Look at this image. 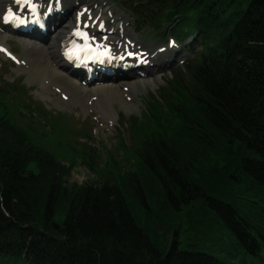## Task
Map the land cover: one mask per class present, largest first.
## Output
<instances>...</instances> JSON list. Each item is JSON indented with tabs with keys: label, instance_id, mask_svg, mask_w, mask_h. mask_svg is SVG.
<instances>
[{
	"label": "trees",
	"instance_id": "1",
	"mask_svg": "<svg viewBox=\"0 0 264 264\" xmlns=\"http://www.w3.org/2000/svg\"><path fill=\"white\" fill-rule=\"evenodd\" d=\"M121 2L141 28H167L183 42L193 37L196 56L184 67L189 82L175 80L161 105L178 127L171 136H145L143 181L133 194L122 182L66 186L70 169L0 112V259L264 264V0ZM157 105L149 124L162 113ZM227 153L240 156L225 193L203 201L204 222L195 229L201 242L158 249L133 216L144 203L139 192L156 206L172 202L177 212L199 199L211 164Z\"/></svg>",
	"mask_w": 264,
	"mask_h": 264
},
{
	"label": "rangeland",
	"instance_id": "2",
	"mask_svg": "<svg viewBox=\"0 0 264 264\" xmlns=\"http://www.w3.org/2000/svg\"><path fill=\"white\" fill-rule=\"evenodd\" d=\"M66 1L72 4L77 1L79 6L96 3L105 7L106 11L113 9L141 49L149 50L152 54L162 52L158 56V63H162L161 71L149 78L154 79V84L145 83L144 88L134 96L135 107L130 110L122 108L114 99L98 105L106 108L108 103L111 104L112 114L116 115L110 125H104L92 110H87L80 104L57 103L55 96L59 98L60 95L54 89H50L51 93L43 92L40 81L33 80L29 72L23 70L18 63V57L24 50V46L18 41L19 37L6 34V49L0 47V112L13 119L36 145L70 169L66 186L105 182L118 187L122 182L125 184L122 189L134 194L136 184L143 181L139 154L141 148H145V136L148 132H156L157 139L160 137L158 134L171 136L178 127L174 113L161 105H166L168 93L173 94L172 83L175 80L181 81L182 85L189 82L184 67L192 63L196 56L191 53L188 45L193 37L181 43L178 39L177 44L171 40L170 30L167 28L158 32L149 26L139 27L121 0ZM109 21L112 22L111 19ZM112 26L109 23L108 27ZM136 74L131 72L129 75L128 72L116 80L132 79ZM59 99L65 100L64 97ZM156 105L160 106L162 113H157V120L151 116L153 122L149 124L151 111L154 110L152 106ZM239 156L240 154L227 153L216 159L205 174L199 199L190 206H181L177 212L172 210L175 207L170 206L172 202L170 205L164 203L156 206L139 192L138 200L141 199L144 203L142 206H134L133 216L158 249L166 252L173 241L180 249H186L190 242H201L195 229L197 224L204 222L202 216L206 205L203 201L210 196L225 193L227 174ZM151 165L154 166L152 162ZM0 264L23 263L0 259Z\"/></svg>",
	"mask_w": 264,
	"mask_h": 264
},
{
	"label": "bare ground",
	"instance_id": "3",
	"mask_svg": "<svg viewBox=\"0 0 264 264\" xmlns=\"http://www.w3.org/2000/svg\"><path fill=\"white\" fill-rule=\"evenodd\" d=\"M41 1L35 0L37 4H42ZM12 9L13 0L0 1L1 15L11 12ZM56 9L58 13L55 12ZM108 10L106 11L105 7L96 3L89 6H76L75 3L64 0L59 6L52 4L53 15L46 19V34H42L36 28L26 33L14 32V35L19 37L18 41L24 46L22 55L18 57V63L23 70L29 72L33 80L40 81L42 91L51 93L50 89H54L60 97L65 98L61 101L60 97L55 96L57 103L80 104L87 110H92L104 125H110L116 115L112 114L111 104L108 103L106 108H100L98 105L114 99L127 110L135 107L134 96L144 88L145 83L154 84V79L149 78L160 72L162 65L158 63V56L162 52L152 54L149 50L141 49L140 44L130 36L126 24L120 21L118 13L110 9L108 14ZM109 23L113 24L112 28L108 27ZM81 30H88L90 38L99 45V48L109 47V52L116 55L117 59L116 62L108 65L89 66L87 70L94 76L93 79L83 78L86 72L72 71L62 60L63 41L73 32ZM7 33H11V28L4 26L0 21L1 48L6 49ZM141 59L143 61L137 64L135 70H129V75L131 72L137 73L132 79L119 78L116 80L117 76L124 74L120 70L122 66H126L128 70L129 65ZM111 67L117 68L115 77H106L100 73L101 69L106 70ZM84 107L82 108L85 109Z\"/></svg>",
	"mask_w": 264,
	"mask_h": 264
},
{
	"label": "snow or ice",
	"instance_id": "4",
	"mask_svg": "<svg viewBox=\"0 0 264 264\" xmlns=\"http://www.w3.org/2000/svg\"><path fill=\"white\" fill-rule=\"evenodd\" d=\"M17 2L20 3L21 0H17ZM25 2H26V0H25ZM9 15H11V13H9ZM0 51H2V49H0Z\"/></svg>",
	"mask_w": 264,
	"mask_h": 264
},
{
	"label": "water",
	"instance_id": "5",
	"mask_svg": "<svg viewBox=\"0 0 264 264\" xmlns=\"http://www.w3.org/2000/svg\"><path fill=\"white\" fill-rule=\"evenodd\" d=\"M56 228H57V226H56Z\"/></svg>",
	"mask_w": 264,
	"mask_h": 264
}]
</instances>
